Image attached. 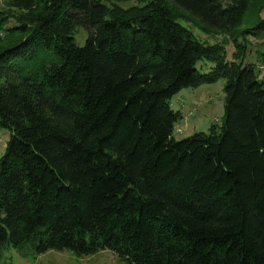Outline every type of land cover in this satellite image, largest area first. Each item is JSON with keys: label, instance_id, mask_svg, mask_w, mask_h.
Segmentation results:
<instances>
[{"label": "trees", "instance_id": "trees-1", "mask_svg": "<svg viewBox=\"0 0 264 264\" xmlns=\"http://www.w3.org/2000/svg\"><path fill=\"white\" fill-rule=\"evenodd\" d=\"M263 13L264 0H7L0 249L264 264V81L242 65L249 36L264 66ZM189 23L226 36L230 60ZM219 79L220 126L174 140L171 97Z\"/></svg>", "mask_w": 264, "mask_h": 264}, {"label": "rangeland", "instance_id": "rangeland-1", "mask_svg": "<svg viewBox=\"0 0 264 264\" xmlns=\"http://www.w3.org/2000/svg\"><path fill=\"white\" fill-rule=\"evenodd\" d=\"M7 0H0V10L5 9ZM264 18V13L261 14ZM12 22H8L11 25ZM192 33L195 40L205 46L218 44L223 47L225 61L230 60L233 52L232 42L221 34H204L194 25H185ZM75 45L81 47L86 36L83 29L76 31ZM2 33L0 32V37ZM83 36V37H82ZM239 41H241L239 39ZM247 51L242 65L252 63L259 72V78L264 81V66L261 65L258 53L261 51L260 40L246 37ZM212 63L201 59L195 63V69L200 74H205L212 67ZM261 65V66H260ZM224 80L219 79L213 84L200 85L195 88H183L173 95L169 101V108L180 115V119L174 124L172 138L176 141L190 137L196 133L208 134L211 127L220 126L222 118ZM8 139V132L0 129V156L4 150V144ZM0 264H121L118 258L110 251H100L94 255L77 258L68 251H47L36 254L29 243L16 247L3 246L0 249Z\"/></svg>", "mask_w": 264, "mask_h": 264}]
</instances>
